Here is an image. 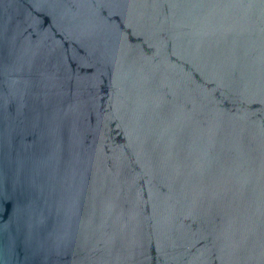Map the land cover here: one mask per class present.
Here are the masks:
<instances>
[{
  "label": "water",
  "instance_id": "1",
  "mask_svg": "<svg viewBox=\"0 0 264 264\" xmlns=\"http://www.w3.org/2000/svg\"><path fill=\"white\" fill-rule=\"evenodd\" d=\"M0 264H264V0H0Z\"/></svg>",
  "mask_w": 264,
  "mask_h": 264
}]
</instances>
